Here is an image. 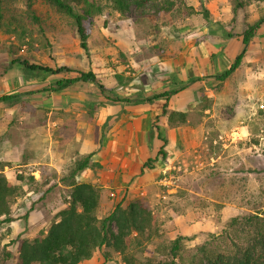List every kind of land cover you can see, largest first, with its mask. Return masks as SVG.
Instances as JSON below:
<instances>
[{"label": "crops", "instance_id": "1", "mask_svg": "<svg viewBox=\"0 0 264 264\" xmlns=\"http://www.w3.org/2000/svg\"><path fill=\"white\" fill-rule=\"evenodd\" d=\"M194 8L196 13L179 19L169 34L162 36V43L150 44L156 50L146 51L136 41L134 30L120 24L112 35L104 32L106 27L91 30L88 45L96 35L103 47L102 51L89 49L91 61H82L84 51L79 49L76 56L81 60L70 57L54 64L35 62L51 68L91 69L106 88L104 92L91 82L80 81L61 90H47L58 79L74 73L26 71L11 59L0 65V95H18L16 103H0V162L6 163L2 172L10 183L22 187L16 204L22 200L28 203L36 194L30 182L17 179V173L29 180L33 176L34 183L41 181L42 193L51 195L30 209L26 226L17 227L14 214L13 221L2 224L16 235L27 226L30 231L43 228L39 221L42 214L50 217L65 206L61 192L68 188L60 179L76 159L89 153L98 167L85 168L76 180L99 187V217L117 204L125 206L143 198L170 240L181 235L198 243L228 218L247 209L236 193L222 195L213 185L223 165L236 161L247 164V151L234 160L236 153L247 148L225 151L247 131L230 126L229 133L222 134L211 105L215 104L211 98L217 95L212 87L218 84L212 76L228 68L241 50V36L223 27L215 15L205 19L196 5ZM124 36L132 40L128 46L122 42ZM182 86L168 98L167 109L186 113L185 123L168 122L162 114L165 98L141 100ZM114 97L128 100H112ZM154 120L158 130L153 127ZM161 139L166 140V159L153 168L143 167L157 154ZM170 168L177 169L171 171L177 179L164 189L159 178ZM24 234L27 238V232ZM104 263L96 251L81 264Z\"/></svg>", "mask_w": 264, "mask_h": 264}, {"label": "trees", "instance_id": "2", "mask_svg": "<svg viewBox=\"0 0 264 264\" xmlns=\"http://www.w3.org/2000/svg\"><path fill=\"white\" fill-rule=\"evenodd\" d=\"M56 13L71 21L79 38V46L87 54L88 38L93 26V18L105 12H117L127 15L135 12L145 15L148 4L156 13L170 12L179 8L184 0H41ZM264 0H254L262 2ZM33 4L32 0H27ZM29 4V5H31ZM246 6L244 0H234L233 15ZM191 9V8H190ZM203 16L208 18L204 12ZM4 19L3 0H0V24ZM264 23V15H260L252 23H248L240 33L241 50L232 62L219 75L212 77L222 85L231 78L243 65L251 40L257 35ZM231 36L230 33H228ZM11 63H19L26 71H45L56 74L60 71L74 73L71 77L58 79L47 90L57 91L75 82H91L101 92L106 88L91 69L82 71L69 66L51 68L31 62L22 56L11 57ZM196 78L194 80H200ZM184 88L177 87L157 93L141 100H152L163 97L166 100L162 114L167 116L170 124L185 123L187 114L179 111H168V98ZM17 94L0 95V103H16ZM112 100H128L114 97ZM153 127L158 130L156 120ZM154 157L148 158L143 167L153 168L159 160L166 159L165 139ZM92 153L76 159L68 168V172L60 181L67 186L68 198L65 206L57 211L55 220L46 230H41L31 238L18 239V254L15 264H81L90 259L98 251L104 261L114 264H264V187L259 189L256 201L251 202L247 212L230 217L213 233H207L202 241L189 249L185 246L186 237L176 236L169 242L155 247V253L162 259L147 257L141 259V252L148 243L161 238L164 233L158 224L152 207L143 198H137L123 206L117 204L106 215L99 217L96 213L100 189L89 182H78L76 176L85 168H96L98 163L91 160ZM6 163L0 162V225L14 220L11 209L13 198L22 193L20 184L10 183L2 169ZM19 181L27 180L18 175ZM33 180V177H30ZM113 254L119 260L113 259ZM11 254L0 247V264L10 258Z\"/></svg>", "mask_w": 264, "mask_h": 264}, {"label": "rangeland", "instance_id": "3", "mask_svg": "<svg viewBox=\"0 0 264 264\" xmlns=\"http://www.w3.org/2000/svg\"><path fill=\"white\" fill-rule=\"evenodd\" d=\"M32 1L33 4L28 3L27 0H3L4 19L0 24V65L11 59L13 53L15 56L27 57L34 63L54 64L70 57L78 59L79 57L76 55L81 47L71 21L56 13L41 0ZM244 1L246 6L239 9L235 15L232 13L234 0H184L179 8H175L170 12L159 11L158 13L148 4L145 8L146 13L143 16H139L135 12L127 15L117 12L111 14L103 12L93 18L91 30L106 27L104 32L107 35H112L116 31L115 26L123 24L134 30L136 41L143 45L146 51H152V49H156L150 44L158 45L162 43V36L168 35L170 29L175 27L179 19H184L185 16L196 13L195 5L201 17H204V12L208 17L210 14L215 15L219 21L224 23L218 22L219 24L223 27H229L232 31H238L240 34L248 23H252L260 15H264V1ZM228 16L231 17L230 20H228ZM89 38L88 42L90 41ZM131 41L126 36L122 39L123 44L126 46ZM100 42L101 39L95 35L88 45L87 54L83 52L82 56L79 55L82 57V61H87V59L91 61L93 54L92 50L89 54V49L99 48L102 51L103 47ZM107 42L111 43L112 41L107 40ZM121 57L122 54H119L118 58ZM13 72L11 73L13 74ZM212 88L217 92V95L216 98L214 96L211 98V103H215L211 105L217 112L215 121L217 125L222 127V134L229 133L232 129L229 128L230 126L243 127L247 131L242 140L227 146L225 151L232 153L236 150L248 149L239 152V154L236 153L234 156V160H238L242 158L244 151H247L246 166L238 164V161L223 165L222 170L217 173L213 185L222 195H226L228 191L231 194L236 193L240 197L241 203L248 208L251 202L256 201L258 198L259 189L264 187V23L260 27L256 39L251 44L241 68L222 85H215ZM16 175H19V173ZM33 180L28 179V181H25L30 182V186L36 191V194L31 196L28 203L22 200L16 204L15 201L18 196L11 201V209L15 219H18L17 225H19L17 227L19 228L26 226L27 215L31 208H35L36 204L43 201L46 196L51 199V195H47L48 192L42 193L44 185L41 184V181L37 184ZM229 183H231V186ZM54 186L52 187L54 188ZM66 194L67 190L65 193L61 192L62 200H65ZM245 212H247V209L242 210L239 214ZM46 215V213L42 214V218L39 219L44 225L39 231L46 230L55 220V215L50 217ZM24 231L27 232L28 239L39 233L36 230L30 231L27 226L25 230H21L16 235L10 227L7 228L4 224L0 225V247L11 254L10 258L6 259L3 264L16 263L18 239L26 238ZM169 241L168 235L164 234L161 238H156L153 242L148 243L141 252H138V256L141 259L147 257L162 259L160 255L155 253V247ZM200 242L193 243L185 240V246L191 249ZM15 244L17 248H15ZM8 246L11 250H7ZM112 257L113 259H120L117 254H113ZM105 262L104 264H114L113 261Z\"/></svg>", "mask_w": 264, "mask_h": 264}, {"label": "built area", "instance_id": "4", "mask_svg": "<svg viewBox=\"0 0 264 264\" xmlns=\"http://www.w3.org/2000/svg\"><path fill=\"white\" fill-rule=\"evenodd\" d=\"M232 136L233 134H231V137ZM176 170H177L176 168H170V169L163 170L161 172V176L159 178V184L161 185V187H163L164 189H168L173 184V180H176L177 178H175L176 175L173 174L172 172ZM162 197L165 198V195Z\"/></svg>", "mask_w": 264, "mask_h": 264}]
</instances>
